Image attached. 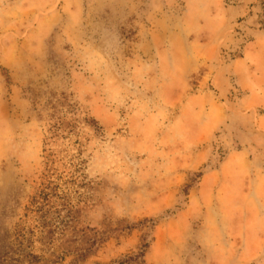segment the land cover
Wrapping results in <instances>:
<instances>
[{
    "label": "rangeland",
    "instance_id": "rangeland-1",
    "mask_svg": "<svg viewBox=\"0 0 264 264\" xmlns=\"http://www.w3.org/2000/svg\"><path fill=\"white\" fill-rule=\"evenodd\" d=\"M0 264H264V0H0Z\"/></svg>",
    "mask_w": 264,
    "mask_h": 264
}]
</instances>
